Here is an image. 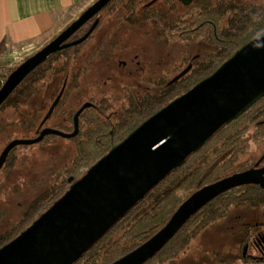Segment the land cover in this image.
Listing matches in <instances>:
<instances>
[{
  "label": "water",
  "instance_id": "95a60500",
  "mask_svg": "<svg viewBox=\"0 0 264 264\" xmlns=\"http://www.w3.org/2000/svg\"><path fill=\"white\" fill-rule=\"evenodd\" d=\"M111 0H96L58 35L24 59L0 86V105L51 54L84 41L63 44ZM189 67L175 76H183ZM264 96V31L235 51L213 72L142 121L114 144L26 229L0 247V264H73L170 172L198 151L221 127ZM84 107H86L84 105ZM50 108L48 114H50ZM44 128L35 138L10 140L0 152V170L11 150L44 136L70 138ZM72 177L68 179V182ZM245 185L264 189V167L233 173L192 192L165 225L110 264H144L153 258L201 208ZM247 246H244L243 255Z\"/></svg>",
  "mask_w": 264,
  "mask_h": 264
},
{
  "label": "trees",
  "instance_id": "16d2710c",
  "mask_svg": "<svg viewBox=\"0 0 264 264\" xmlns=\"http://www.w3.org/2000/svg\"><path fill=\"white\" fill-rule=\"evenodd\" d=\"M136 1L138 0H132L130 3L132 2L133 4ZM114 2L115 0L111 4ZM195 14L197 16L195 23H213L215 29L213 31L215 32H212L209 25L208 29L212 32L209 38L216 45L217 50L212 55L205 57L179 82L171 84L167 98L164 100H162V97L160 98L161 100L155 98V110L187 91L203 77L213 72L240 47L258 33L264 31V4L253 6L219 0L218 4L214 6L200 5V10ZM226 17V24L223 28H220V21ZM170 24V28H175L173 30L174 33L170 36L172 41L176 39L191 40L199 33L190 32V27L182 26L180 20ZM87 28V24H83L71 39L81 36ZM52 30H48L40 37H46ZM87 44L88 42L83 41L51 54L43 63L33 69L5 99L0 105V113L6 108H10L12 109L13 117H15L23 111L21 108L23 104L31 103L32 95L37 91V85L40 80L48 79L54 75L65 77L70 74L72 69L77 68L76 62L83 60ZM18 65L8 69L0 82V86L7 75ZM256 114L253 113L246 119L241 117L237 122H231L221 127L198 151L192 153L180 167L170 172L153 187L143 199L136 203L123 218L73 264H110L138 247L162 228L176 208L192 192L235 172L231 168L234 166L237 156L242 154L245 149V133L249 125L247 121H253V117L255 118ZM20 118L22 119L23 116H20ZM39 120L40 115L37 114L23 121L19 117L16 119L10 118L6 123H0V132L6 131L10 127L16 129L18 125L27 126L34 130ZM254 135L257 136L258 132L255 131ZM9 141L7 140L4 146ZM13 150L10 151L0 171L10 162ZM108 150L109 148H76L72 170L75 173L74 178L78 179L81 177L85 170L107 153ZM81 168H85L82 173L80 172ZM67 189V184H65V187L62 185L58 189H51L42 200L32 203L23 218L4 234L0 235V247L26 229ZM178 190L184 192L183 197L177 196ZM239 203L264 207V190L257 186L246 185L231 189L216 197L195 213L174 237L153 258L144 264H151L153 261L162 264L176 259L189 247L192 240L203 229L222 218L230 206ZM258 227L256 225L251 230L255 231ZM116 234L119 235V238L108 248V242ZM243 261L245 260L243 259Z\"/></svg>",
  "mask_w": 264,
  "mask_h": 264
},
{
  "label": "rangeland",
  "instance_id": "374dc122",
  "mask_svg": "<svg viewBox=\"0 0 264 264\" xmlns=\"http://www.w3.org/2000/svg\"><path fill=\"white\" fill-rule=\"evenodd\" d=\"M91 1L93 0H89L88 3ZM244 4L259 6L264 4V0H245ZM87 5L80 4L60 15L54 30L41 40L31 44H21L14 48L0 49V82L9 68L15 67L27 56L36 52L48 39L76 19ZM185 10L186 8L176 4V8H173L170 13L169 20L172 21L174 18L181 16ZM226 20L227 17L220 21V28L224 27ZM113 24L114 22L111 21L108 26L104 25L100 28L106 30V28H112ZM123 30L124 26L117 30V37H120L122 43L118 45L119 48L133 49L135 53L139 54V59H142L145 53L147 57L152 59V65L156 66L158 63L159 67L154 69L155 76H162V69L169 68V77H172L194 55H197L196 62H194L199 64L205 57L212 55L217 50L216 45L209 38L207 28L201 29L191 40H170L166 47L162 45L163 39L157 37L155 32L143 36L141 28L133 27V30L129 28ZM100 35V32H97L94 39H98ZM91 43L87 44V49L85 47L86 51ZM129 55L130 57L133 56V54ZM124 57L128 58L125 55ZM130 57L127 59L128 66L131 63L129 62ZM104 70L103 65L96 61L85 76L86 80L92 82L97 77L105 76ZM119 71L121 73L125 72L123 67L119 68ZM57 83V77L40 81L37 85V91L32 95V100L30 99L31 103L23 104L21 106L23 111L15 117H13L12 109L6 108L0 113V123H6L10 118L16 119L19 117L23 121L35 114L41 116L43 108L41 109L40 104L44 102V110L47 108L51 97L55 95ZM66 108H63V110L65 111ZM62 111L57 113L50 121V125L58 123ZM20 116H23V118L21 119ZM262 120H264L263 117ZM26 124L28 123L26 122ZM259 131L256 136L253 127L246 130L245 142L247 147L242 154L237 156L231 170L237 171L245 164H251L261 155L264 150V126ZM34 134V130L27 126L18 125L16 129L7 128L6 131L0 132V152L7 140L32 138ZM51 138L52 140L49 141L48 139L46 143L15 147L10 162L0 171V235L19 222L29 211L32 203L42 200L54 186L60 188L63 185L65 187L66 183L64 182L73 167L76 147L66 138L57 136ZM84 170L85 168H81L80 172L82 173ZM73 175L75 177V173ZM183 193V191L178 190L177 196L183 197ZM256 224L259 226L258 231L264 233V207L251 206L247 203L232 205L222 218L203 229L179 257L162 264H253L259 262L260 255L251 245H248L244 255L242 253L245 245V242L242 241L245 228L248 229V235L252 236L255 231L251 228L253 229ZM118 238L119 235L116 234L108 242V248ZM151 264L158 263L153 261Z\"/></svg>",
  "mask_w": 264,
  "mask_h": 264
},
{
  "label": "flooded vegetation",
  "instance_id": "af4514ba",
  "mask_svg": "<svg viewBox=\"0 0 264 264\" xmlns=\"http://www.w3.org/2000/svg\"><path fill=\"white\" fill-rule=\"evenodd\" d=\"M94 1L96 0L91 1L85 8ZM112 1L113 0L107 3L97 14L85 23L88 28L81 36L71 39L77 32L76 30L63 42V44H66L79 39L88 32L92 25H94L89 35L84 39V41L88 43L92 41L93 43H91L90 47L88 46L87 51L84 50L83 60H81V62H76L77 68L72 69L70 71L71 73L67 74L65 77L54 75L48 78L50 80L51 78L57 77V88L55 90V95L51 97L49 105L45 110V105H43L44 102L40 104L41 109L43 108V114L40 116V120L35 126L34 132L36 135L33 138L37 137L44 128L56 129L65 134L73 133L75 130L74 117L76 113L80 111L77 115L76 134L66 139L72 142L76 148L110 149L114 144L124 139L142 121L165 106L167 103L155 110V98L160 99L162 97V100L167 98L169 96L170 85L179 82L198 65L195 63L197 55H194L189 62L172 77H169V68L162 69V76H155L154 69L159 67L158 63L156 66L152 65V59L147 57L145 53L143 58L139 59V54L135 53L133 49L126 50L127 48H119L118 45L121 43V39L119 36L117 37V30L120 27L124 26V30H127V28L133 30V27L141 28L143 30V36L155 32L157 37L163 39L162 45L164 47L170 43V36L174 33L173 30L175 29L170 28V23H174L175 21L180 20L182 26H189V31L192 33L199 32L203 28L209 30V25L212 32H215L213 31L215 30L213 23H195L197 19L195 13L200 10V5L214 6L218 4L219 0H138L133 4L132 2L130 3L132 0H115V2L111 4ZM225 1L241 4L245 2V0ZM176 4L186 8V10L181 16L171 21L169 20L170 13L173 8H176ZM111 21L114 22L112 28H106V30L100 28L104 25L108 26ZM60 31L45 43L52 40ZM97 32H100L101 35L98 39H94ZM212 32L209 31L208 35L210 36ZM129 54H133V56L130 57ZM124 55L128 56V58H125ZM129 57V62H131L130 66H128L127 61ZM96 61L105 68V76L97 77L93 79L92 82H90V80L87 81L85 76L90 71L92 64ZM121 67L125 70L124 73L119 71ZM186 67H189V70L179 79L171 83V80ZM58 85H60L59 88ZM149 86H151V88H149ZM84 105L86 107H84ZM50 108H52V111L48 114ZM63 108H66V110L64 111ZM60 111H62L61 115H59L61 119L58 123L50 125V121H52ZM253 113L257 114L255 118L253 117V121H247V124H249L247 129L253 127L254 130L259 133V130H262L264 126V120H262V117L264 118V96L254 102L240 116L231 122H237L241 117H245L246 119L250 115H253ZM51 136L55 137L56 135L44 136L39 143H46L48 139L51 141ZM244 146L246 149V142H244ZM261 167H264V150L251 164H245L233 173ZM72 170L73 167L71 171H69L70 174H68V178L65 181L68 187L76 180L73 177ZM70 177H72V180L68 182ZM53 188L58 187L54 186ZM261 189L264 190L263 188ZM258 230L259 227L255 232L253 231V235L250 236L247 233L248 229L245 228L242 241L245 242L244 246L248 247V245H251L260 255L259 258L262 259V256H264V233Z\"/></svg>",
  "mask_w": 264,
  "mask_h": 264
},
{
  "label": "crops",
  "instance_id": "0c3cea01",
  "mask_svg": "<svg viewBox=\"0 0 264 264\" xmlns=\"http://www.w3.org/2000/svg\"><path fill=\"white\" fill-rule=\"evenodd\" d=\"M89 0H0V49L41 40L54 30L58 17ZM52 30V31H53ZM264 264V256L259 262Z\"/></svg>",
  "mask_w": 264,
  "mask_h": 264
}]
</instances>
